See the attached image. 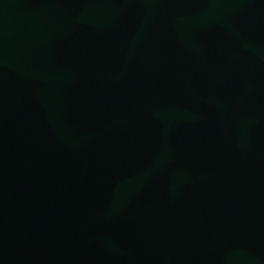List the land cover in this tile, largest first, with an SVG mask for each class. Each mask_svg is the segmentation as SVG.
<instances>
[{"label":"water","instance_id":"water-1","mask_svg":"<svg viewBox=\"0 0 264 264\" xmlns=\"http://www.w3.org/2000/svg\"><path fill=\"white\" fill-rule=\"evenodd\" d=\"M0 264H264V0H0Z\"/></svg>","mask_w":264,"mask_h":264}]
</instances>
